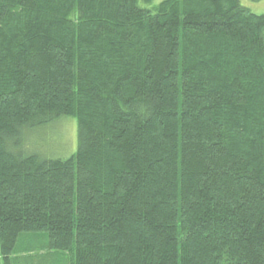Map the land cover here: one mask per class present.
Returning <instances> with one entry per match:
<instances>
[{"label": "trees", "instance_id": "1", "mask_svg": "<svg viewBox=\"0 0 264 264\" xmlns=\"http://www.w3.org/2000/svg\"><path fill=\"white\" fill-rule=\"evenodd\" d=\"M153 1L0 0V264H264V14Z\"/></svg>", "mask_w": 264, "mask_h": 264}, {"label": "rangeland", "instance_id": "2", "mask_svg": "<svg viewBox=\"0 0 264 264\" xmlns=\"http://www.w3.org/2000/svg\"><path fill=\"white\" fill-rule=\"evenodd\" d=\"M163 0H154L156 5ZM241 5L254 14H264V0H241ZM151 6V5H150ZM23 148L47 159H67L77 150V121L73 117L61 116L52 119L49 124L37 126L24 132ZM23 241V240H22ZM21 241L18 242V246ZM39 256V253H33ZM41 254L45 255L44 252ZM48 263L72 264V255L66 252H53Z\"/></svg>", "mask_w": 264, "mask_h": 264}]
</instances>
